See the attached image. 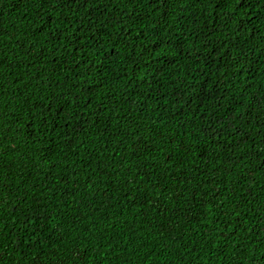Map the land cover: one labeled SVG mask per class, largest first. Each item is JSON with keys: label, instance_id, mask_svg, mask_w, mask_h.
<instances>
[{"label": "trees", "instance_id": "trees-1", "mask_svg": "<svg viewBox=\"0 0 264 264\" xmlns=\"http://www.w3.org/2000/svg\"><path fill=\"white\" fill-rule=\"evenodd\" d=\"M0 264H264V0H0Z\"/></svg>", "mask_w": 264, "mask_h": 264}]
</instances>
